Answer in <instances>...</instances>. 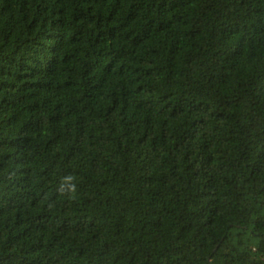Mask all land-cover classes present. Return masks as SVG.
<instances>
[{
  "label": "trees",
  "instance_id": "1",
  "mask_svg": "<svg viewBox=\"0 0 264 264\" xmlns=\"http://www.w3.org/2000/svg\"><path fill=\"white\" fill-rule=\"evenodd\" d=\"M0 264H264V0H0Z\"/></svg>",
  "mask_w": 264,
  "mask_h": 264
}]
</instances>
